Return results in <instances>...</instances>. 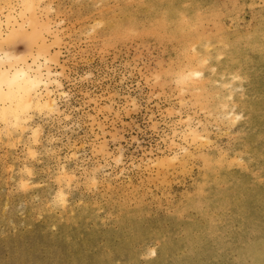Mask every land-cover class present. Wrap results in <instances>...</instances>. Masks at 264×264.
Masks as SVG:
<instances>
[{"label": "rangeland", "instance_id": "374dc122", "mask_svg": "<svg viewBox=\"0 0 264 264\" xmlns=\"http://www.w3.org/2000/svg\"><path fill=\"white\" fill-rule=\"evenodd\" d=\"M0 46L60 84L0 118V264H264V0H0Z\"/></svg>", "mask_w": 264, "mask_h": 264}, {"label": "bare ground", "instance_id": "6f19581e", "mask_svg": "<svg viewBox=\"0 0 264 264\" xmlns=\"http://www.w3.org/2000/svg\"><path fill=\"white\" fill-rule=\"evenodd\" d=\"M39 58L40 55L21 58L0 51V118L6 126L18 124L22 115L28 113L34 106L38 107V110L42 108L39 106L43 96L38 94V91L43 87L47 92L46 106L50 109L57 108L51 86L60 87V84L49 67L50 60L45 58L42 63Z\"/></svg>", "mask_w": 264, "mask_h": 264}]
</instances>
